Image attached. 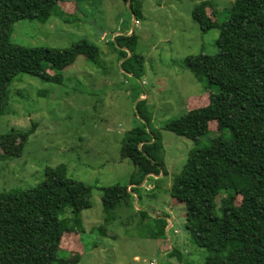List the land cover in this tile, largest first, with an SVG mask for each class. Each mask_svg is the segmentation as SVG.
Here are the masks:
<instances>
[{"label":"rangeland","instance_id":"374dc122","mask_svg":"<svg viewBox=\"0 0 264 264\" xmlns=\"http://www.w3.org/2000/svg\"><path fill=\"white\" fill-rule=\"evenodd\" d=\"M206 13L223 21L233 0H210ZM199 0H70L58 3L46 21L14 23L11 41L23 46L65 48L87 40L98 48V63L82 55L59 73L62 81H44L20 73L8 86V109L0 115V133L27 130L36 123L23 151L20 137L0 138V191L27 189L44 178V169L64 163L67 176L91 186V206L80 211L81 240L70 206L59 212L63 236L58 255L75 264H202L208 255L185 226V210L169 194L172 177L188 151L216 136V122L196 144L164 129L186 110L208 101L206 80L185 67L199 52L214 54L217 29L201 31L192 18ZM137 6L140 16L131 9ZM116 35L123 37L116 38ZM115 39V40H114ZM141 57L121 65L120 49ZM125 58V59H126ZM123 62V61H122ZM211 89V88H210ZM144 103L136 108V102ZM147 116L148 121L139 116ZM162 141L158 175L140 178L136 166L120 156L130 129L142 126ZM157 137H155V135ZM226 138L231 136L223 131ZM133 181L132 184H129ZM128 186V196L112 213L102 209L100 187ZM240 197L236 201L239 202ZM218 202V197L216 199ZM70 215V216H69ZM158 217L167 226L158 231ZM110 218L101 234L98 226ZM62 225V226H61ZM64 230V229H63ZM70 245H73L72 248Z\"/></svg>","mask_w":264,"mask_h":264},{"label":"trees","instance_id":"16d2710c","mask_svg":"<svg viewBox=\"0 0 264 264\" xmlns=\"http://www.w3.org/2000/svg\"><path fill=\"white\" fill-rule=\"evenodd\" d=\"M63 1L70 0H0V115L8 109V86L18 74L60 83L59 71L77 55L98 63V48L87 40L65 48L23 46L11 41L15 22H44ZM211 5L210 0H199L192 18L203 32L218 30L217 51H201L184 59L189 71L206 80L205 90L211 88L208 101L186 110L164 129L197 144L210 131L213 120L218 134L188 151L182 168L172 177L169 194L184 205V223L192 242L208 253L202 264H264V0H233L223 21L218 20L216 11L215 19L206 13ZM128 6L135 18L140 16L137 6ZM119 53L122 66L138 59L136 67L140 70L141 57L131 53L126 58L122 49ZM143 103L138 100L136 108ZM139 116L148 121L147 116ZM35 124L27 130L0 133V138L18 135L21 152ZM226 130L229 138L222 135ZM160 141L145 124L125 134L120 156L136 166L140 173L136 183L161 171ZM66 171L64 163L47 166L44 178L33 187L0 191V264H75L64 260L68 251L62 250L61 257L57 254L63 236L69 233L60 227L58 216L70 206L81 240L80 211L91 206L92 188L67 176ZM127 188L120 184L100 187L103 211L112 213L128 196ZM109 220L98 226L101 234ZM157 220L158 231H163L167 219Z\"/></svg>","mask_w":264,"mask_h":264}]
</instances>
